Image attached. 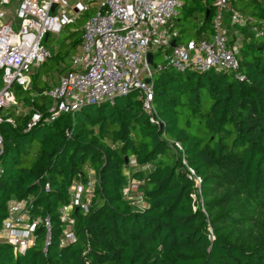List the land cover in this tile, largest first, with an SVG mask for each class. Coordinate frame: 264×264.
<instances>
[{
  "label": "trees",
  "instance_id": "obj_1",
  "mask_svg": "<svg viewBox=\"0 0 264 264\" xmlns=\"http://www.w3.org/2000/svg\"><path fill=\"white\" fill-rule=\"evenodd\" d=\"M192 4L182 2L171 22L176 44L195 40L183 38L179 22H196V40L212 34V0ZM230 4L246 20L228 26L229 44L235 31L241 39L238 71L154 70L153 113L131 92L49 119L44 93L54 84L33 73L27 90L15 87L20 108L0 112V230L16 200L49 231L38 224L23 253L0 242V264H264V0ZM78 20L68 25V49L82 43ZM33 111L42 117L27 130ZM187 167L202 204L193 203ZM126 172L142 183V210L122 197ZM90 178L87 211L69 212L75 239L62 245L60 210L70 188Z\"/></svg>",
  "mask_w": 264,
  "mask_h": 264
},
{
  "label": "built area",
  "instance_id": "obj_2",
  "mask_svg": "<svg viewBox=\"0 0 264 264\" xmlns=\"http://www.w3.org/2000/svg\"><path fill=\"white\" fill-rule=\"evenodd\" d=\"M181 3V0H21L13 19L8 20L10 0H0V112L17 104L13 88L27 90L33 70L49 57V52L42 46L45 36L60 34L93 5L95 13L83 26L80 51L71 57V70L61 75L57 84L44 93L49 100L46 111L49 119L74 114L86 105L112 104L116 97L131 92L137 93L145 111L153 113L151 78L154 70L165 66L178 72H206L212 68L237 72L241 39L235 31L238 39L230 45L228 26L243 28L245 18L231 6L230 0H212L215 12L210 39L191 40L173 48L171 42L176 32L172 30L171 22ZM224 12L229 22H226ZM169 47L171 51L168 52ZM158 53H161L164 65L155 64L154 56ZM149 54L152 64L147 61ZM41 117L39 111H33L27 130L35 127ZM150 122L159 125L154 117ZM175 145L179 148L177 143ZM2 149L0 134V153ZM130 166H136L134 159L130 160ZM187 175L194 183L193 203L202 204L200 179L189 167ZM126 176L128 182L122 189V197L136 210H142L143 195L134 193V184L141 182L131 179L129 172ZM93 184L90 178L86 187L76 183L70 188L69 206L60 210V214L68 210V214H61L64 225L62 245L74 241V221L69 212L73 208L87 211L83 197L92 194ZM28 204V201L9 203L8 216L0 230V242L11 245L20 253L33 244L38 224L43 222L49 231L47 219H29Z\"/></svg>",
  "mask_w": 264,
  "mask_h": 264
},
{
  "label": "rangeland",
  "instance_id": "obj_3",
  "mask_svg": "<svg viewBox=\"0 0 264 264\" xmlns=\"http://www.w3.org/2000/svg\"><path fill=\"white\" fill-rule=\"evenodd\" d=\"M95 1V0H92ZM193 0H182V2H186L187 6L190 8ZM19 0H14L13 3L7 8V19H13L14 12L17 7ZM201 2V1H200ZM93 5L88 11L82 13L78 18L79 22L77 24L83 25L85 22L95 13ZM226 22L228 21V16L224 12L223 13ZM197 27V24L195 21H189V23L184 24L183 22H179V25L176 27L177 30H182V28H185V31H183L182 35L184 39H195L194 31ZM72 30V27H64L60 34H49L47 40L42 41V46L49 52L50 58H47V60L41 65L40 68L34 69L33 73H39V75L48 81L49 84H57L59 78L61 75H63L67 70L65 68L71 67V57L79 54L80 51V45L76 48L68 49L66 46H63V40L65 39L66 35ZM232 33V32H231ZM211 37V36H210ZM210 37L208 39H210ZM231 35L229 36L230 39ZM74 41V39H73ZM59 54L60 60H56L54 55ZM155 64L157 65H164L163 59L161 56H156L154 59ZM63 70V72H61ZM15 87L13 88V92H15ZM49 105V103H48ZM7 109V108H5ZM5 109L3 112H5ZM29 162V160H28ZM140 184H134V193L140 194L141 193V186ZM92 194L84 195L83 197V204L88 206L90 203ZM134 208V207H133ZM135 209V208H134ZM23 212V211H22ZM62 215L68 214V210L62 211Z\"/></svg>",
  "mask_w": 264,
  "mask_h": 264
},
{
  "label": "water",
  "instance_id": "obj_4",
  "mask_svg": "<svg viewBox=\"0 0 264 264\" xmlns=\"http://www.w3.org/2000/svg\"><path fill=\"white\" fill-rule=\"evenodd\" d=\"M47 38H48V35H46L44 39L47 40ZM175 45H176L175 41H172V42H171V47L174 48ZM147 61H148L149 64H152V55H151V54H149V55L147 56ZM147 82H148V80H147ZM38 93H40V90H38Z\"/></svg>",
  "mask_w": 264,
  "mask_h": 264
},
{
  "label": "crops",
  "instance_id": "obj_5",
  "mask_svg": "<svg viewBox=\"0 0 264 264\" xmlns=\"http://www.w3.org/2000/svg\"><path fill=\"white\" fill-rule=\"evenodd\" d=\"M16 102H17V104L15 105V106H17L18 108H20V106H21V104H20V102H18L17 100H16ZM16 200H12L10 203H13V202H15Z\"/></svg>",
  "mask_w": 264,
  "mask_h": 264
}]
</instances>
